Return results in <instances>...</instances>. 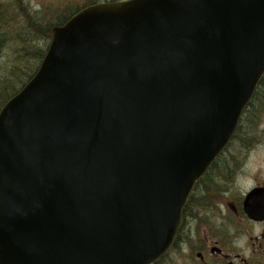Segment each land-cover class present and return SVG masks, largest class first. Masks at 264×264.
I'll list each match as a JSON object with an SVG mask.
<instances>
[{"label":"water","instance_id":"obj_1","mask_svg":"<svg viewBox=\"0 0 264 264\" xmlns=\"http://www.w3.org/2000/svg\"><path fill=\"white\" fill-rule=\"evenodd\" d=\"M264 75V0H121L52 30L0 111V264H154Z\"/></svg>","mask_w":264,"mask_h":264},{"label":"trees","instance_id":"obj_2","mask_svg":"<svg viewBox=\"0 0 264 264\" xmlns=\"http://www.w3.org/2000/svg\"><path fill=\"white\" fill-rule=\"evenodd\" d=\"M33 1L37 5H33ZM114 1L119 0H0V111L36 74L51 42L54 27L65 24L90 5ZM259 86L264 87V77ZM256 108L255 99L245 107L232 138L233 145L238 146L242 137L250 143L248 138L257 133L262 118L257 115ZM225 151L196 184L185 207L183 224L174 245L155 264L178 263L176 255L187 249L193 240L195 223H198V237L204 235L202 214L221 203L224 190L232 186L234 166L225 162Z\"/></svg>","mask_w":264,"mask_h":264},{"label":"flooded vegetation","instance_id":"obj_3","mask_svg":"<svg viewBox=\"0 0 264 264\" xmlns=\"http://www.w3.org/2000/svg\"><path fill=\"white\" fill-rule=\"evenodd\" d=\"M254 99L263 119L257 134L248 138L250 143L242 137L236 159L230 156L233 143L227 147L225 162L236 173L232 186L221 203L202 214L201 238L194 224L193 240L176 255L180 264H264V87H257Z\"/></svg>","mask_w":264,"mask_h":264},{"label":"rangeland","instance_id":"obj_4","mask_svg":"<svg viewBox=\"0 0 264 264\" xmlns=\"http://www.w3.org/2000/svg\"><path fill=\"white\" fill-rule=\"evenodd\" d=\"M32 4L37 5V2L33 1ZM238 149H239V147L234 145V147L231 149V154H230L231 158H233V159L238 158V152L240 151ZM230 177L232 178V175ZM232 183H233V180H232ZM171 264H180V263H176V261H173Z\"/></svg>","mask_w":264,"mask_h":264}]
</instances>
